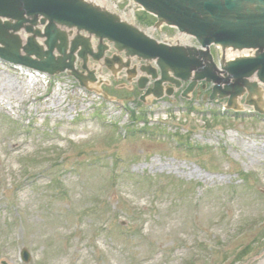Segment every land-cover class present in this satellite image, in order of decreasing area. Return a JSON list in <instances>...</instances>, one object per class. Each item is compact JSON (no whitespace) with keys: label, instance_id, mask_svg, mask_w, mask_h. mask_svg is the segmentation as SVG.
<instances>
[{"label":"rangeland","instance_id":"374dc122","mask_svg":"<svg viewBox=\"0 0 264 264\" xmlns=\"http://www.w3.org/2000/svg\"><path fill=\"white\" fill-rule=\"evenodd\" d=\"M38 79L17 91L26 73L0 59V264H23L17 239L26 264H264V116L223 111L201 83L192 103L184 84L141 107L124 76L109 101Z\"/></svg>","mask_w":264,"mask_h":264},{"label":"water","instance_id":"95a60500","mask_svg":"<svg viewBox=\"0 0 264 264\" xmlns=\"http://www.w3.org/2000/svg\"><path fill=\"white\" fill-rule=\"evenodd\" d=\"M134 1L157 16L158 28L176 27L204 49L158 42L90 0H0V57L51 75L67 72L97 93H103L105 82L98 71L106 67L117 78L126 68L128 80L138 78L140 89L150 77L156 80L142 99L172 94L182 80L192 79L184 92L189 96L205 80L214 83L211 99L229 98L228 109L252 107L264 114V88L259 85L264 83V0ZM213 44L223 50L221 69L210 51ZM227 50L240 54L228 58ZM135 58L146 63L132 67Z\"/></svg>","mask_w":264,"mask_h":264},{"label":"bare ground","instance_id":"6f19581e","mask_svg":"<svg viewBox=\"0 0 264 264\" xmlns=\"http://www.w3.org/2000/svg\"><path fill=\"white\" fill-rule=\"evenodd\" d=\"M14 66L19 68L21 71L23 70V74L26 73V71H27V68H25V67H22L19 65H14ZM20 84L21 85H19L18 82L15 83V85H16L15 89L19 92L24 90V89H29V90L34 89L37 83H32L30 81V77L27 75V81H25L24 83L20 82ZM50 101H51L50 107L56 108V109L59 108L63 103V100L60 99L59 96H57V94L55 96H53Z\"/></svg>","mask_w":264,"mask_h":264}]
</instances>
